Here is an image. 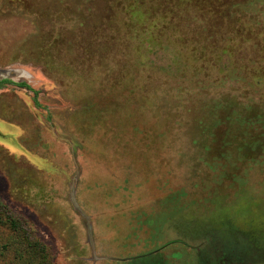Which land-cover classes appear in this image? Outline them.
<instances>
[{"label":"rangeland","instance_id":"rangeland-1","mask_svg":"<svg viewBox=\"0 0 264 264\" xmlns=\"http://www.w3.org/2000/svg\"><path fill=\"white\" fill-rule=\"evenodd\" d=\"M0 71L53 264H264V0H0Z\"/></svg>","mask_w":264,"mask_h":264},{"label":"trees","instance_id":"trees-1","mask_svg":"<svg viewBox=\"0 0 264 264\" xmlns=\"http://www.w3.org/2000/svg\"><path fill=\"white\" fill-rule=\"evenodd\" d=\"M4 84L14 83L0 81V88ZM16 86L30 89L23 83ZM11 247L16 251L18 262L29 264L32 260L30 264H53L48 247L36 236L29 222L15 215L0 200V257Z\"/></svg>","mask_w":264,"mask_h":264},{"label":"flooded vegetation","instance_id":"flooded-vegetation-1","mask_svg":"<svg viewBox=\"0 0 264 264\" xmlns=\"http://www.w3.org/2000/svg\"><path fill=\"white\" fill-rule=\"evenodd\" d=\"M15 84V83H14ZM16 85V84H15ZM27 85V84H26ZM30 89H28V88H25V89H28V90H31V91H33L32 90V88L30 87V86H28ZM0 89H2V87L0 88Z\"/></svg>","mask_w":264,"mask_h":264},{"label":"bare ground","instance_id":"bare-ground-1","mask_svg":"<svg viewBox=\"0 0 264 264\" xmlns=\"http://www.w3.org/2000/svg\"><path fill=\"white\" fill-rule=\"evenodd\" d=\"M4 73H6V74H8L9 72H5V71H3ZM0 75H3L1 72H0Z\"/></svg>","mask_w":264,"mask_h":264},{"label":"water","instance_id":"water-1","mask_svg":"<svg viewBox=\"0 0 264 264\" xmlns=\"http://www.w3.org/2000/svg\"><path fill=\"white\" fill-rule=\"evenodd\" d=\"M0 72H3V71H0ZM4 73V72H3ZM6 74H4L3 76H5ZM8 75V74H7ZM0 76H2V75H0Z\"/></svg>","mask_w":264,"mask_h":264}]
</instances>
